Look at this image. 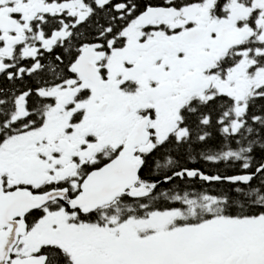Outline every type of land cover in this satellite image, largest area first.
I'll use <instances>...</instances> for the list:
<instances>
[{"label": "snow or ice", "instance_id": "obj_1", "mask_svg": "<svg viewBox=\"0 0 264 264\" xmlns=\"http://www.w3.org/2000/svg\"><path fill=\"white\" fill-rule=\"evenodd\" d=\"M0 264H264V0H0Z\"/></svg>", "mask_w": 264, "mask_h": 264}]
</instances>
